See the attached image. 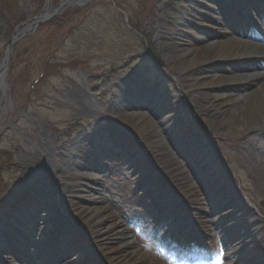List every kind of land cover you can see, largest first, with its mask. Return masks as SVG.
Here are the masks:
<instances>
[{"label":"rangeland","instance_id":"1","mask_svg":"<svg viewBox=\"0 0 264 264\" xmlns=\"http://www.w3.org/2000/svg\"><path fill=\"white\" fill-rule=\"evenodd\" d=\"M45 1L0 0V64L21 17L32 18L46 8ZM49 1L52 7L59 2ZM86 1L82 7L69 4L47 23L59 26V30L42 24L14 45L4 79L6 90L0 92V233L18 229L24 235L21 244L11 238L9 246L7 239L0 244V264H50L51 259L52 264H89V253L106 261L114 246L111 234H98L92 229L85 239L80 229L81 207H107V215L117 220L120 228L128 229L130 255L140 258L141 264L198 262L197 257L191 258L195 250L205 253V264H264V197L255 186L252 172L233 159L238 148L232 144L234 129L223 130L212 124L214 134H210L207 123L215 118L196 115L198 102L191 100L183 86L188 76L177 75L182 67L178 62L172 64L177 39L183 38L185 48L201 59L206 45L224 37L214 25L219 23V14L206 7L198 9L199 0H184L175 15L165 9L168 0ZM221 8L227 21L240 23L234 14L235 18L230 17L235 2L223 0ZM195 16L200 18L198 26ZM165 20L166 24L161 22ZM180 22L185 24L178 34L173 26ZM262 68L264 57L216 62L199 70L224 75ZM141 80L159 93V101H166L167 109L177 110L173 118H166L165 113L155 119L145 116L146 130L151 135L155 129L168 128L163 135L171 140H167L165 149L188 172L186 183L183 173L180 176L171 170L173 165L166 163L163 155L156 154L151 160L143 151L141 155L139 140L128 135L113 117L115 105L125 108L127 87ZM253 87L254 83H247L222 90L240 95ZM213 91L212 95L223 94ZM90 97L96 100V107ZM130 103L122 115H147L145 109L130 110L134 105ZM245 134L250 137L246 142L251 149L248 157L261 165L264 128L259 132L248 128ZM148 139L154 151L163 152L155 142L159 138ZM79 140L82 144L76 143ZM211 149H215L214 154ZM183 152L191 159L204 157L202 153L209 155L212 168L217 159L225 161L226 166L210 172L211 167L206 168L201 158L196 166L189 161L185 167L180 159ZM132 158H137L138 169ZM51 167L66 173H54L58 184L44 200L38 194L35 174L46 171L54 177ZM86 174L99 177L100 183L93 185L80 178ZM216 180L218 189L208 185ZM87 184L97 188L98 194L83 191L82 185ZM180 190L193 192L190 201H184V208L176 195ZM197 190L205 193V198ZM208 204L215 205L212 211ZM34 213L45 220L33 231ZM207 221L218 229L229 223L235 233L240 231L246 238L245 244L235 241L236 234L231 230L217 236V229L204 234L201 227ZM168 227L174 228L173 235L167 232ZM2 246L15 257L8 259ZM216 253L220 262L214 259ZM233 258L235 262L228 261Z\"/></svg>","mask_w":264,"mask_h":264},{"label":"bare ground","instance_id":"2","mask_svg":"<svg viewBox=\"0 0 264 264\" xmlns=\"http://www.w3.org/2000/svg\"><path fill=\"white\" fill-rule=\"evenodd\" d=\"M197 8L202 10L201 8L206 7L209 10H213V12H216L219 14V23L214 24L216 27L219 28L224 34V37L220 40H217L214 43L206 45V53L205 57L198 59L195 55H192V52H190L187 48H185L186 41L183 38L177 39V47L175 48V51L177 52L172 64L174 62H178L179 65L182 67L181 70L178 71L177 75H182L183 73L187 74V78L184 79L185 84H183L184 89L186 92L189 93L191 100L197 101V111L196 115L201 116H211V118H215L214 121H209L207 123V129L210 132L211 135L214 134L213 132V125L217 124L219 125L223 130H229L234 129V135L236 136L232 140V144L234 146L238 145L237 152L235 157L233 158L235 160V163H237L239 166H244L248 170L252 172L253 179L255 182V186L258 188V190L263 194L264 197V163L257 164L253 163L251 159L248 157L250 154V148L247 145V140L250 139L248 135H246V130L249 128L251 130H255L256 132L261 131L264 128V68L261 69V71H251L249 69L246 73L237 74L228 72L224 75H217V74H209L207 72H203L199 70V67L204 65H209L211 63H231V62H245L250 59H256L264 57V37L258 36L254 31L249 33H243L245 29H247V25L244 24L249 20V23L254 24L253 27H264V0H234L235 4L237 5V8L233 12L236 16L235 19H238L240 21L239 24L236 25L235 22H229L227 19H225V15L223 11L225 9H222L223 0H199L198 1ZM184 0H168L165 9L169 11L171 15H175L178 12V6L183 4ZM205 8V9H206ZM227 12V11H226ZM233 15V14H232ZM201 17V16H200ZM231 17V15H230ZM197 18V19H196ZM195 19V25L198 26L199 24V17H194ZM233 20V19H232ZM188 21V20H187ZM231 21V20H230ZM165 22V21H161ZM185 24L184 22L177 23V25L173 26V29L176 33H180V28ZM240 26V28H239ZM249 28V27H248ZM243 30V31H242ZM172 37L171 35H168V38ZM247 83H254L253 89H251L249 92H245L243 94H228L229 92L222 90L223 88H235L237 86H240L242 84ZM232 89V88H231ZM6 90L4 79H0V92L4 93ZM213 90H217L222 92V95H212L210 92ZM127 96L124 97L125 100V108L121 106H114L113 110V117L116 119L115 121L118 123V125L122 126L123 130L130 136L136 137L139 140V143L137 142V145H139V149L150 158L152 159V156L154 155H163L164 159L166 160V163L172 164L173 169L176 170V174L180 175L183 173V180H185V183L189 180L188 172L184 170L182 165L176 161V158H173V156L166 151L165 146L168 144V141L170 142V137H166L163 134L168 130V128H160L158 130H154V132H151V135L148 134V131L146 130V117H154V119L158 116L160 113H165L168 115H165V117L173 118L177 114V110H169L167 107L164 106L166 101H159V93L154 90V88L145 81H137L135 83H132L127 87L125 90ZM214 92V91H213ZM230 98V99H229ZM133 102L134 105L131 107L130 110H144L147 115L142 114L140 112L135 113H125V109L128 110L131 106V103ZM90 103L94 105V107L97 106L96 100L94 98L90 97ZM170 111V112H169ZM98 113V112H97ZM205 114V115H204ZM166 117V118H167ZM117 119L121 120L118 121ZM178 120V118H175V121ZM123 122L129 121L131 124L130 126L123 125ZM149 136H153L156 138H159L157 141V147L162 148L163 152L159 153L154 151L155 149L151 146V143L149 144L147 140ZM85 139L83 138V141ZM168 140V141H167ZM204 143V141H200ZM76 143L82 144L81 140L77 141ZM200 143V145L202 144ZM172 147V146H171ZM229 147V146H227ZM175 148V147H173ZM46 151V149H44ZM177 149H174V152L176 153ZM210 153L215 152V149H211ZM143 153V154H144ZM163 153V154H162ZM182 154V163L184 162L185 167H188V162L191 161V166H196L194 163L198 162L202 158V164H204L207 167H211L210 172L217 171L218 168H225V161L221 159L216 160V165L214 168H212V164L210 163V157L209 155L206 156L205 153H202L204 157H197L195 159H191L190 155L186 153ZM129 156V155H128ZM96 158V157H94ZM138 158V157H137ZM132 158V164L135 163L136 169H138V166L136 165V159ZM237 161V162H236ZM94 162V161H93ZM46 164L50 166L48 160L46 159ZM190 164V163H189ZM76 167H81L80 164L74 163ZM203 165V166H204ZM134 167V168H135ZM83 168H88V166H83ZM95 168V167H94ZM93 170V167L92 169ZM52 175L54 176L55 172L60 173L61 175L64 174L65 171L57 168L55 170H52ZM187 172V173H186ZM202 173H206L201 171ZM66 173V172H65ZM201 174V173H200ZM36 182L39 186V196L40 198L44 197V200L48 197V194L54 189L55 186L58 184V179L54 177L49 176V172H37L35 174ZM81 179H85L87 182H91V184L96 185L99 184V177L93 176L91 174H86L80 177ZM208 184V183H206ZM210 186H214L216 189L219 188L220 183L218 180L214 181L211 184H208ZM83 191L91 190L94 194H98L97 188H92L90 184L82 185ZM186 187V184H185ZM188 187V186H187ZM87 192V191H86ZM199 192L200 196H203L205 198V193H202V191L197 190L196 193ZM192 191H188L186 193L183 192V190H180L177 192V196L180 198L181 206L184 207V201H190V198L192 197ZM90 199V198H89ZM91 202L93 200H90ZM89 201V202H90ZM183 201V202H182ZM69 207H73V205H69ZM208 207L212 211L215 207V205L208 204ZM80 217L82 216V222L85 225H88V228L83 227V224H80V229L82 230L83 237L87 239V237H90V231L95 230L96 232H99L98 234L107 233L108 235L111 234V242L114 245L110 248V258H106L105 260H98L96 259V255L89 253L91 258L89 257L88 263L89 264H141L140 258L135 257L132 258L130 254L132 252H129V242L127 240V232L128 229L120 228V225L117 220H112V218L107 215V207H102L99 209H89V208H79ZM33 215L35 219L33 220V226L31 229L36 230L38 228L39 224L38 222H43L44 216L41 214ZM233 215H236L234 213ZM232 215V216H233ZM187 216V215H186ZM178 216H175L173 218H176ZM158 221L162 222V217L159 216ZM228 217L227 219H229ZM124 220H127L128 217H123ZM157 223V222H155ZM4 226V225H3ZM5 227V226H4ZM94 227V228H92ZM198 227V226H193ZM84 229H86V232H84ZM93 229V230H92ZM174 228L168 227L169 233L173 235ZM212 229H217L220 231H216L215 235H219L220 233H225L231 230V232L235 233L237 230H235L234 227H231L229 223H226V226H223L221 228L213 227L209 221L203 223L201 230L204 232V234H208L212 232ZM90 230V231H89ZM188 230V229H187ZM110 233V234H109ZM181 234V233H180ZM193 234V232H192ZM235 241H242L241 244H245L246 238L242 235V233L239 231L235 233ZM24 233H20L18 229H14L12 232H7V230L3 229L0 233V244H3L7 239L6 244L9 242L8 238H11L15 240V243L21 244L22 238ZM20 240V241H19ZM198 240V239H197ZM193 242V241H192ZM199 242V240L197 241ZM95 244L96 241H94ZM188 242H186L187 244ZM9 246V245H8ZM192 246L189 245V248ZM98 248V247H97ZM35 249V247H34ZM5 256L8 259H12L15 257V254H12L9 252L5 246L1 249ZM99 250V249H98ZM14 251V250H13ZM189 254V253H188ZM217 254V253H216ZM215 254V255H216ZM202 256L204 253L195 252V256ZM31 258V257H29ZM194 258V257H193ZM216 259H219V255L215 256ZM52 260L50 261V264H52ZM236 258H233L232 260H228L229 262H235ZM55 263L56 260L54 259ZM60 261V260H59ZM192 264V263H191ZM250 264V263H247Z\"/></svg>","mask_w":264,"mask_h":264},{"label":"water","instance_id":"3","mask_svg":"<svg viewBox=\"0 0 264 264\" xmlns=\"http://www.w3.org/2000/svg\"><path fill=\"white\" fill-rule=\"evenodd\" d=\"M69 1L70 0H60L59 4L54 8L48 6L46 10L41 11L37 16L24 22L16 28L4 51L3 61L0 65L1 80L4 79L5 73L9 67L14 43L20 38L32 34L41 24L49 21L55 15L59 14ZM73 2H75L79 7H82L87 3V1L85 2L84 0H73Z\"/></svg>","mask_w":264,"mask_h":264},{"label":"trees","instance_id":"4","mask_svg":"<svg viewBox=\"0 0 264 264\" xmlns=\"http://www.w3.org/2000/svg\"><path fill=\"white\" fill-rule=\"evenodd\" d=\"M26 19H27V18H25V17L23 16V17H21V19H20V20H21V22H22V21H24V20H26ZM48 26H54V25H53V23H51V24H46V25H45V26H43V27H48ZM54 28H55V29H57V30H59V29H60V27H59V26H54ZM14 51H15V48H14L13 52H14Z\"/></svg>","mask_w":264,"mask_h":264}]
</instances>
